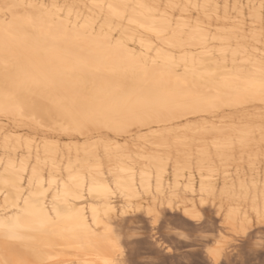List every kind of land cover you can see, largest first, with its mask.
<instances>
[{
    "label": "bare ground",
    "instance_id": "1",
    "mask_svg": "<svg viewBox=\"0 0 264 264\" xmlns=\"http://www.w3.org/2000/svg\"><path fill=\"white\" fill-rule=\"evenodd\" d=\"M261 2L0 0V7L10 3L46 6L17 10L35 27L26 24L14 40L6 37L0 13V222L18 225L24 237L11 246L10 257L39 258L46 264H107L115 257V237L122 235L123 221L115 219V211L105 216V202L85 196L83 187L79 190L81 198H74L73 184L77 181L68 179L70 171L73 176L86 173L89 185L93 178L111 180L113 186L120 179L128 188L126 195L132 197L131 202L137 198L143 201L135 217L150 229L146 212L155 205L151 196L141 195L142 187L140 192L135 191L137 185L151 181L154 186L159 177L166 191L171 185L177 196H187L195 205L199 202V186L208 183L211 170L219 171L218 180L213 182L223 187L225 163L217 151V141L251 133L248 154L261 155L264 104L258 96L245 105L216 113L200 110L203 106L195 103L217 94H235L246 86L243 78L222 77H244L246 73L239 70L252 67L242 63L247 58L242 53L234 54L238 46L248 48L249 57L258 55L264 47L260 41ZM108 4L127 5L123 18L112 19L108 9L101 7ZM197 4L199 9L190 7ZM66 6H73L71 16ZM197 21L199 31L195 30ZM33 32L40 36L38 46L26 38V33ZM79 33H87V40L75 39ZM52 34L58 37L54 45L49 39ZM6 44L12 53L8 56L14 66L12 79L27 75L40 81L37 86L16 90L15 98L8 95L10 82H6L2 65ZM142 66L156 71L145 75ZM161 79L166 83L161 84ZM126 91L150 92L169 101L168 118L151 120L136 130L131 162L115 153L94 154V141L100 137L62 134L58 130L73 122L74 113L86 98ZM17 99L29 101L23 113L17 111ZM49 128L57 130L47 131ZM103 138L112 137L105 133ZM97 164L101 165L99 169L94 167ZM236 167L232 161L228 170L234 172ZM239 167L242 175L244 165ZM112 199L117 204L129 202L123 196ZM202 207L207 236L212 240L224 227L220 204L213 207L206 203ZM51 218H55L54 223ZM108 221L116 229L115 236L105 231ZM119 243L125 249L123 258H130L133 254L128 242L121 239ZM4 254L0 241V258Z\"/></svg>",
    "mask_w": 264,
    "mask_h": 264
},
{
    "label": "snow or ice",
    "instance_id": "2",
    "mask_svg": "<svg viewBox=\"0 0 264 264\" xmlns=\"http://www.w3.org/2000/svg\"><path fill=\"white\" fill-rule=\"evenodd\" d=\"M42 4H19L10 3L0 7V13H3L4 30L8 40L16 38V32L22 30L25 25L35 27L34 22L27 17H22L17 10L21 8H45ZM68 8V15H72V7ZM109 11L110 17L114 20L122 19L124 16L123 8L127 5L116 6L112 4L101 5ZM137 7H143L139 5ZM171 7H178L171 5ZM199 9V5L190 6ZM24 23H21V21ZM195 30L199 31V21L195 25ZM39 31H42L39 30ZM94 31V26H93ZM163 31V30H161ZM238 31V29H237ZM26 38L34 40L37 46L40 42V36L35 32L26 33ZM77 40H87V33H79L75 37ZM53 45L58 37L55 34L49 36ZM64 39H68L67 36ZM260 41L264 45V0L261 2V25ZM101 47V45H97ZM256 53V49L251 50ZM248 48H239L237 53L247 57L242 61L249 64L250 69H240L241 73H246L244 77L225 76L224 80L243 78L244 88L237 93L217 94L211 98H201L195 103L202 105L200 110L216 113L222 109L240 107L247 104L251 99L259 97L264 104V47L258 51V55L248 56ZM12 55L8 45L5 46V57L2 61L6 82H10V97H16V90L25 89L29 86H37L40 81L34 76H25L24 78L12 79L11 73L13 64L8 56ZM155 64V61L153 62ZM145 75L155 69H148L142 66L140 69ZM163 76V73H160ZM161 84L166 82L161 79ZM179 89V85L176 86ZM185 87H187L185 85ZM29 103L24 99H17V111L23 113L24 105ZM75 104V102H73ZM169 101L153 95L150 92L126 91L118 94L104 92L100 95L86 98L82 101L79 110L74 113L73 122L69 125L59 126L58 130L62 134H71L75 132L78 135H94L100 139L94 141L95 152L101 151L106 154L115 153L119 159H126L131 162L134 158L133 147L137 140L136 130L142 128L151 120L168 118ZM193 111L198 110L193 108ZM261 137L264 140V109L261 112ZM47 131H56V128L46 129ZM107 133L111 139H104ZM131 137L129 140L128 138ZM251 133H242L237 138H226L223 141L216 142V148L221 153V160L225 163L223 172L224 183L221 188L218 183L219 171L211 170L207 176L208 183L201 182L199 186V202L194 205L187 196L179 197L175 190L169 185L166 191L161 184L160 178L156 177L155 185L151 181L143 182L137 185L135 191L141 195L151 196V203L155 206L148 207L146 221L150 229H146L145 224H141L135 217L137 212L142 210L143 201L137 198L133 203L132 197L127 196L128 188L121 184L120 179L113 182L111 180L92 179L91 184L87 183V174L84 176H73L69 172V180L77 181L73 184L76 190L74 198L79 199L80 188L83 187L85 196H92L102 199L105 207V216L115 211V219L123 221L120 225L121 236L115 237V257L107 264H198L193 259H180L169 261L164 257L165 254L175 257L177 253L190 254L196 250H202L206 253L208 260L204 264H256L255 256L259 255L262 259L260 264H264V149L259 157H253L248 154V148L251 143ZM143 139V138H141ZM119 141V142H118ZM247 155V159L244 157ZM235 161L237 167L234 172L228 168L231 162ZM239 165H244V172L241 175ZM99 169L101 165L94 166ZM119 171H124L120 168ZM132 172L131 167L128 168ZM257 172L259 179H257ZM35 175V170H34ZM237 177H240L237 179ZM53 183H56L54 180ZM68 185L65 184V189ZM190 188V186H189ZM43 194V193H41ZM123 196L128 203L117 204L113 197ZM59 198V197H57ZM27 203V201H26ZM210 204L213 207L220 204V215L224 227L218 237L210 240L207 236L209 229L205 227V215L203 205ZM57 212V216H59ZM131 218V223H128ZM55 222V218H51ZM19 220V217H17ZM93 220H96V209H93ZM105 231L115 236V231L111 226V221L104 224ZM226 228V231L224 230ZM259 232L257 237L256 233ZM150 234L155 243L154 248L160 250L159 257L156 253L151 255L139 251V244L145 234ZM160 233V236H157ZM163 237V239L161 238ZM24 237L18 231L17 226H9L0 222V241L3 242L4 256L0 258V264H46L42 259L25 260L16 256L9 255V249L14 243L22 242ZM124 239L128 242V249L133 255L124 259L125 249L121 247L119 241ZM168 242L165 243L164 241ZM141 255L145 258L136 259L135 255ZM242 257V258H241Z\"/></svg>",
    "mask_w": 264,
    "mask_h": 264
},
{
    "label": "rangeland",
    "instance_id": "3",
    "mask_svg": "<svg viewBox=\"0 0 264 264\" xmlns=\"http://www.w3.org/2000/svg\"><path fill=\"white\" fill-rule=\"evenodd\" d=\"M140 243H141V245L139 244V248L142 250V252H144V253L146 252L145 254H148V255H151L152 253H156L157 254L156 257H153V258L159 257L158 254H159L160 250L158 248L153 247V244L155 242L150 237V234L146 233L145 236L141 239ZM190 254H191V257H190ZM190 254L177 253L176 257H171V256H168L167 254H165L164 257H159V258H165L166 257V259H168L169 261H172V260H180V259H189V257H190V259L197 261L198 264H204V261L207 260L205 254L203 253L202 250H196V251L191 252ZM143 258H145V257L140 255V258H138V259L141 260ZM254 259L256 260V264H260L262 258L259 255H257L254 257Z\"/></svg>",
    "mask_w": 264,
    "mask_h": 264
}]
</instances>
